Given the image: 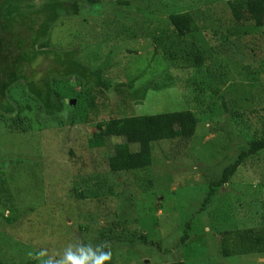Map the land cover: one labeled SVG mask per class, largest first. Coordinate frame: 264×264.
<instances>
[{
    "label": "rangeland",
    "instance_id": "1",
    "mask_svg": "<svg viewBox=\"0 0 264 264\" xmlns=\"http://www.w3.org/2000/svg\"><path fill=\"white\" fill-rule=\"evenodd\" d=\"M57 1L74 4L36 0L22 10L32 15ZM116 1L102 0L61 19L50 31L47 51L74 48L91 69L110 67L103 73L107 79L135 82L133 92L149 84L151 89L144 100L132 98L126 104L127 88L117 95L115 89L103 90L94 117L86 97L94 90L82 89L76 80L63 83L60 90L68 97L70 89L81 94L76 122L69 108L46 116L24 82L8 92L16 112L0 124V183H6L0 198V261L40 264L34 258L40 250L60 258L69 245L107 244L111 261L105 264H264V254L237 253L244 238L264 235V151L244 160L230 182L211 194V184L264 127V26L239 20V6L246 0H122L130 3L124 7ZM181 12L190 13L199 27L185 41H179L169 21L172 13ZM221 29L229 31V41L212 46L210 39ZM17 33L30 38L25 27ZM193 44L206 57L202 71L187 61ZM53 60L40 57L27 75L45 77ZM192 80L204 84L199 100L189 89ZM184 111L198 116L196 134L189 141L153 144L147 170L111 172L109 159L118 139L109 138L100 148L89 146L99 123L124 113ZM11 211L16 223L1 215ZM114 223L122 225L119 234L107 231ZM117 234L122 243L108 242Z\"/></svg>",
    "mask_w": 264,
    "mask_h": 264
},
{
    "label": "trees",
    "instance_id": "2",
    "mask_svg": "<svg viewBox=\"0 0 264 264\" xmlns=\"http://www.w3.org/2000/svg\"><path fill=\"white\" fill-rule=\"evenodd\" d=\"M35 1L2 0L0 3V124L2 123L1 118L12 117L16 112L15 106L8 100V92L21 82H24L28 93L39 103L42 112L46 116H58L66 108H69L73 115V122H76L77 111L82 107L81 94L70 89L69 92L72 96L68 97L66 90H60L61 84L65 83L70 86L72 80H76L82 89L92 88L94 90L93 96L86 95V97H89L87 101L88 112L89 114L95 112L94 117L98 115L97 95H103L104 91L111 93L113 92L112 89H115L114 93L117 95L121 94L122 89L127 88V95L122 102L123 104H126L132 98L135 100L145 99L147 92L151 89V84L147 85L144 89H137L133 92L135 82L116 83V81L113 82L107 79L103 76V73L110 67L91 69L78 59L79 51L74 48L63 53L47 51L50 48L48 41L50 31L57 22L63 18H70V16L78 14L87 5H100L102 0H73V5H71V2H48L37 11H34L32 15L22 10L23 7L29 6ZM137 3L140 4L139 1H136ZM129 4V2L122 0L116 1V6L118 7L128 6ZM239 10L240 13L237 14L239 15V20L254 22L257 27L264 26V0H246L241 3ZM8 11H11L9 16H7ZM169 21L179 41H185L189 37H194L199 32V27L190 13H172L169 16ZM20 27L27 28L30 38L19 37V33L17 32ZM228 34L229 31L221 29L209 42L212 46H215L219 40L226 39L228 42ZM8 35H12L13 37L7 40ZM191 50L188 53L189 55L187 54V61L191 60L195 67L202 71L206 65V57L203 51L195 44L192 45ZM47 55L55 58L50 72L41 79H37L32 73L30 76L27 75L28 72L26 73V70L31 69L40 57ZM173 56L175 57V55ZM193 75L196 77L197 74ZM188 83H192L190 84L191 88H188L190 90L193 89L195 94H197L196 100H199L197 92L201 93V90H204L203 82L192 80V82L188 81ZM187 85L189 86V84ZM161 86L168 87L166 84H162ZM154 87L157 89L158 85L155 84ZM93 90L89 92L91 93ZM183 93L185 94L186 92L183 91ZM187 94L190 95L188 92ZM68 99L75 101L77 105H67L66 100ZM222 108L224 110L228 109L225 103L222 105ZM233 118L244 117L234 114ZM18 120L13 119L14 122ZM199 124L200 120L193 111L154 116H128L124 113V116L120 119L99 123L96 127L98 131L94 133L92 139L89 141V146L92 149L100 148L105 146L107 139H118L121 143L114 146V153L109 159L111 172L119 174L144 171L153 164V144L173 140L189 141L196 134ZM263 151L264 127L256 131L255 136L249 143L248 150L243 151L235 163L224 170L220 180L211 184V194L215 192V188H221L230 182L231 177L234 176L244 160L255 157ZM1 168L2 165H0ZM1 173L4 174L3 171ZM5 184V181L0 183V198L6 192L4 190ZM211 194L206 199V202L210 200ZM1 215L7 223L15 222L16 215L12 214V211L8 216H5V213ZM121 227V223H114L106 228L109 233L116 232L119 234L118 230ZM248 233L253 234V231H249ZM118 234L116 237H110L108 242H112L113 245L115 242L118 243V241L122 243L118 238ZM104 245H106L104 250L111 252V247L107 244ZM240 247L237 251L239 254H243L244 251L264 254V235H257L255 239L248 237L246 240L244 238V242L242 241ZM0 264L3 263L0 261ZM175 264L184 263L179 262Z\"/></svg>",
    "mask_w": 264,
    "mask_h": 264
},
{
    "label": "clouds",
    "instance_id": "3",
    "mask_svg": "<svg viewBox=\"0 0 264 264\" xmlns=\"http://www.w3.org/2000/svg\"><path fill=\"white\" fill-rule=\"evenodd\" d=\"M104 246L92 247L91 245H69L62 257L54 258L48 256L46 250H40L34 258L40 261V264H105L111 260V252L105 251ZM32 256V253H29ZM47 257L46 259H41Z\"/></svg>",
    "mask_w": 264,
    "mask_h": 264
},
{
    "label": "water",
    "instance_id": "4",
    "mask_svg": "<svg viewBox=\"0 0 264 264\" xmlns=\"http://www.w3.org/2000/svg\"><path fill=\"white\" fill-rule=\"evenodd\" d=\"M67 103H68V102H67ZM72 104H73V105H75V104H76V102H75V101H72Z\"/></svg>",
    "mask_w": 264,
    "mask_h": 264
}]
</instances>
